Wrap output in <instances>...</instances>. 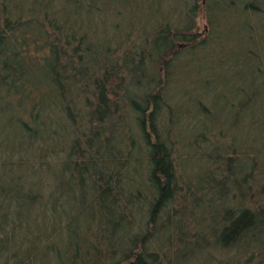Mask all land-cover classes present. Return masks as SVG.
<instances>
[{"label": "trees", "instance_id": "trees-1", "mask_svg": "<svg viewBox=\"0 0 264 264\" xmlns=\"http://www.w3.org/2000/svg\"><path fill=\"white\" fill-rule=\"evenodd\" d=\"M122 1L0 0V123L6 116L19 133L5 167L34 179L0 183V264H264L258 92L235 88L226 130L203 123L210 107L194 114L191 127L215 141L196 176L178 174L155 132L169 70L211 45L194 24L198 10L237 14L243 51L231 63L220 55L216 68L240 63L264 94V0H183L192 3L182 26L160 19L137 43L111 19ZM107 22V32L96 28ZM142 81L147 91H131Z\"/></svg>", "mask_w": 264, "mask_h": 264}, {"label": "rangeland", "instance_id": "rangeland-1", "mask_svg": "<svg viewBox=\"0 0 264 264\" xmlns=\"http://www.w3.org/2000/svg\"><path fill=\"white\" fill-rule=\"evenodd\" d=\"M190 2L192 3V1ZM190 2L183 4V0H154V2H149L148 0L147 2H144V0H123L121 3L117 4L118 7L116 6L119 11L118 20H116L114 16H112L111 19L113 23L119 22L122 24V32H126L127 29H129L130 31L128 33H130V35L127 37V40L137 43V40H140L139 37L149 33L155 25L154 23L159 22L160 19L170 17L167 23L171 27L175 25L182 26L184 21L179 18L183 14L182 10L185 11V9L191 5ZM199 2L200 0L196 3ZM217 10L218 9H216V12ZM199 11L200 10L193 14L194 24L198 29L204 31V37L208 39L212 38L211 45L208 44L204 48L206 51L208 50L205 53L193 55L191 57L185 54L186 57H180L178 65L169 70L166 83L161 91L162 94L165 93L166 95L160 109L161 113L164 114V118L163 116L158 118L155 128V132L160 135V139L166 136L168 145L170 144L174 149L173 158L177 161L176 168L178 174H184V169L186 171L185 175L190 174L191 176H193L192 174H194V176H196L195 174L198 175L200 172L199 168L203 167L205 164L206 156L209 155L208 153L210 151L205 149V147H210V144H215V141L209 135H205L204 138H201L200 134H198L200 131L196 132V130L191 127V123L199 119L195 116L201 113L199 110L205 112L207 108L210 107L211 111L209 114L202 117L203 123L214 127L223 126L221 128L226 130L229 126L228 120L234 115L229 108V104L231 100L237 97L236 87L248 93L257 91L255 102L264 106V94L260 89L253 90L255 88L254 78L248 73L247 69L241 67L240 63L238 66L239 68L236 67L231 69V71L216 68V65L217 67L220 66L218 61L220 55H225V58L231 63L233 55L236 53L241 54L243 51L242 49L245 42L242 35H238L237 14L235 13L223 17L224 14L219 12L216 17V15H213L214 9L209 12V15L208 13H200ZM128 26H130L131 29ZM107 27L108 22L106 23V30L103 25L96 28L103 29L104 32H107V30H109ZM154 68V66L151 68L148 66L145 75L149 76L151 70H154ZM206 77H210V79L207 82L208 85L206 88L202 89V83L206 81L204 80ZM139 84L138 88L132 86L131 91L135 93L147 91L143 89V81ZM167 111L171 113L170 116L172 117V121L179 122L177 130L180 135V141H178V139H173L170 131L173 129V126L166 122V118H168ZM251 113L252 110L248 108L242 115L246 116L249 114L251 116ZM5 114L6 113H4V115ZM172 114L177 115L176 119ZM5 117L6 116H3L1 118L0 123V141L3 143V146L0 144V183H6L7 180H11L14 176L20 175L22 176L20 177V182H22L20 184L28 186L34 179H29L27 175L24 174L25 169L21 167H5V163L8 161L5 159V154L7 155L6 151L14 146L18 140L19 134L15 125L7 124ZM188 117L191 119L186 125L185 120L188 121ZM181 125L182 127H180ZM135 132L132 131L131 137L139 144L138 135ZM230 132L233 136L240 137L244 143H248V137L245 136V133L241 135L237 127L232 128ZM230 132L228 133L230 134ZM15 160L16 157H13L10 161L16 162ZM211 255L216 259L220 258L219 253L216 251L211 252ZM186 264H192V261ZM199 264L203 263L199 261Z\"/></svg>", "mask_w": 264, "mask_h": 264}]
</instances>
